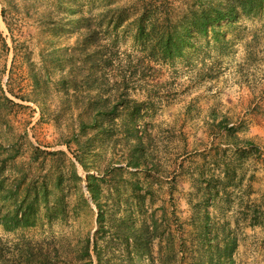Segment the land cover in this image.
<instances>
[{
	"label": "rangeland",
	"instance_id": "rangeland-1",
	"mask_svg": "<svg viewBox=\"0 0 264 264\" xmlns=\"http://www.w3.org/2000/svg\"><path fill=\"white\" fill-rule=\"evenodd\" d=\"M0 264H264V0H0Z\"/></svg>",
	"mask_w": 264,
	"mask_h": 264
}]
</instances>
